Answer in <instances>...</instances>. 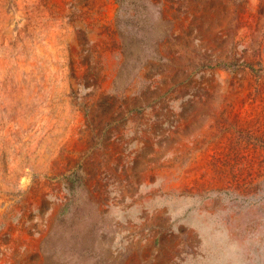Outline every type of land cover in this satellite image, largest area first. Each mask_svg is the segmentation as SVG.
I'll return each instance as SVG.
<instances>
[{"label":"rangeland","instance_id":"obj_1","mask_svg":"<svg viewBox=\"0 0 264 264\" xmlns=\"http://www.w3.org/2000/svg\"><path fill=\"white\" fill-rule=\"evenodd\" d=\"M0 264H264V0H0Z\"/></svg>","mask_w":264,"mask_h":264}]
</instances>
